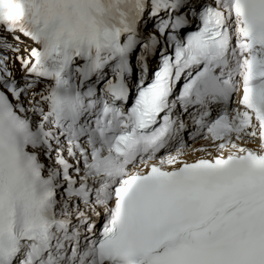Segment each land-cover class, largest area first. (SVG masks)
Listing matches in <instances>:
<instances>
[{
	"label": "snow or ice",
	"instance_id": "snow-or-ice-1",
	"mask_svg": "<svg viewBox=\"0 0 264 264\" xmlns=\"http://www.w3.org/2000/svg\"><path fill=\"white\" fill-rule=\"evenodd\" d=\"M0 264H264V0H0Z\"/></svg>",
	"mask_w": 264,
	"mask_h": 264
}]
</instances>
